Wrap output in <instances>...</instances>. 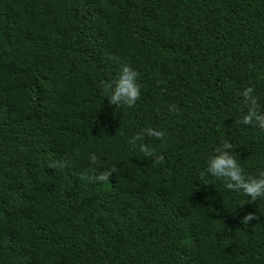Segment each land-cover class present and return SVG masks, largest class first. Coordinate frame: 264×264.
<instances>
[{
  "label": "trees",
  "instance_id": "1",
  "mask_svg": "<svg viewBox=\"0 0 264 264\" xmlns=\"http://www.w3.org/2000/svg\"><path fill=\"white\" fill-rule=\"evenodd\" d=\"M249 87L264 114V0H0V264H264V197L200 178L224 141L264 171Z\"/></svg>",
  "mask_w": 264,
  "mask_h": 264
},
{
  "label": "clouds",
  "instance_id": "2",
  "mask_svg": "<svg viewBox=\"0 0 264 264\" xmlns=\"http://www.w3.org/2000/svg\"><path fill=\"white\" fill-rule=\"evenodd\" d=\"M138 73L130 66L124 65L121 68L119 77L115 82V86H109L110 96L108 101L110 105H126L128 107H134L136 102L140 99V84L137 80ZM253 88H246L242 96L244 97V103L248 106V112L243 116L241 121L246 125H258L261 129H264V114L258 111L257 98L252 95ZM155 137L163 140L165 133L160 130H155L151 127L136 133L129 141L133 147H138L139 151L144 153L145 156H153L155 149L150 148L147 144L143 143L144 136ZM232 149L231 143L224 141L222 146L216 149V155L212 156L208 162L206 171L201 172L200 178L204 181V184H208V175L212 177L222 179L226 189L242 192L245 196L250 197V201H244L240 204L243 206L247 202H255L258 198L264 197V171L259 174V177H247L244 174V170L237 162L236 156H234L229 150ZM93 163H96L97 158L93 155L91 157ZM164 162L163 155L157 156L155 163L160 164ZM56 165H50L55 167ZM113 168L107 172H101L96 179L98 181L109 180V177L115 172ZM259 219L255 213H248L242 219L241 223L247 225L250 221Z\"/></svg>",
  "mask_w": 264,
  "mask_h": 264
}]
</instances>
